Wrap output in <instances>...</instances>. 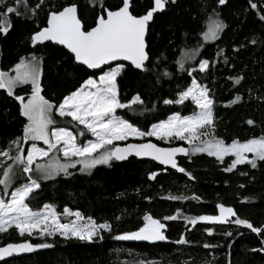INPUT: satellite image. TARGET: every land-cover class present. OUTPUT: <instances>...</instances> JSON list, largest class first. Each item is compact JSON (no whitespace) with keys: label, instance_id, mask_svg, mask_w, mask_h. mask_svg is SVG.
<instances>
[{"label":"trees","instance_id":"16d2710c","mask_svg":"<svg viewBox=\"0 0 264 264\" xmlns=\"http://www.w3.org/2000/svg\"><path fill=\"white\" fill-rule=\"evenodd\" d=\"M37 2L20 0L17 5L16 0H5V4L0 5V12H4L6 6H13L18 7L21 13L19 16L10 14L12 27L7 35L0 34V70L12 69L20 57H28L32 53L43 57L42 83L45 90L42 95L58 104L63 96L78 88L93 72L76 64L63 47L50 42L36 47L31 45V34L46 24V11L43 9L35 18H29L30 9ZM72 2L81 6L80 15L86 27L94 26V16L99 14V7L92 13L87 0H52L57 6ZM254 2L259 6L257 10L249 7L248 0H228L223 6L218 4V0H177L176 4L168 3L164 11L155 13L146 34L150 56L146 67L149 70L125 65V70L117 78L122 103L136 94L144 103L134 106L135 111L117 109L116 115L147 131L153 123L166 119L172 113L193 114L196 106L190 100L167 105L164 100L177 99V93L191 83L192 77L187 71L179 70L178 59L184 61L185 69L197 67L200 59H208L215 64L206 73L197 71L193 75L208 87L215 101V136L225 143L233 139L244 141L264 136V21L257 16V11L264 8V0ZM107 3L116 4L118 0H107ZM132 4L133 14H143L153 6L152 0H132ZM213 9L227 28L218 39L204 43L200 34L207 30L210 19L215 18ZM252 40L256 43H251ZM200 43L204 46L195 60L182 56V50L196 48ZM219 49H224L223 55H217ZM95 72L96 75L100 73ZM236 76H243L240 84L229 79ZM30 91V85L14 89L15 95H26ZM237 94L241 100L225 107ZM53 117L59 126L71 127L68 123L70 117L61 118L55 113ZM249 119L254 124L249 125ZM25 122L19 115L18 102L6 90L0 89V148L7 147L10 140L21 135ZM79 128L83 129V126ZM88 135L85 130V135L79 139L84 141ZM147 139L164 146L185 145L182 141L165 144L154 138ZM231 159V156H226L220 161L206 154L180 158L179 165L191 172L194 180L184 173L164 170L152 161L133 157L123 162L112 160L110 165H97L89 173L69 169L71 175L60 173L55 178L42 180L41 188L28 201L34 211L48 203L63 213L67 206L73 211L79 210L85 217L92 216L97 222L109 220L113 230L103 232V240L94 238L89 242L65 239L59 234L41 238L27 234L20 236L13 227L6 233H0V246L28 240L52 244L53 247L0 264H139L140 261L156 264H229V261L231 264H264V252L252 251L264 247L260 242L264 235L231 223L198 221L193 226L183 219L184 216L218 215L216 205L223 203L233 207L241 218L250 220L253 226L264 225V161L257 160L255 169L245 163L227 172L224 169L230 165ZM17 171L19 177L14 182L15 186L26 180L22 170ZM150 172L159 174L156 179H149ZM169 194L189 199H166ZM193 195L200 199H192ZM245 197L249 199L244 201ZM145 213L158 219L178 216L176 220L163 221L167 241L149 244L114 239L120 232L134 231L142 226ZM116 217L120 219L116 220ZM61 219L66 221L63 217ZM206 228L212 229V235L205 231ZM229 232L231 236L226 235ZM181 234L185 235L188 244L175 243ZM206 243L216 247L205 248Z\"/></svg>","mask_w":264,"mask_h":264},{"label":"snow or ice","instance_id":"6c2138e0","mask_svg":"<svg viewBox=\"0 0 264 264\" xmlns=\"http://www.w3.org/2000/svg\"><path fill=\"white\" fill-rule=\"evenodd\" d=\"M227 2L228 0H218L221 6L226 5ZM19 3L20 0H16V4ZM168 3L176 4L177 0H152L153 6L148 7L143 14H133L132 0H118L116 4H108L107 0H87L92 13H95L99 7V14L94 16V26L91 27H86L80 15L81 6L76 2L57 6L52 3V0H38L30 9L29 18H35L42 9L46 11V25L38 27V30L34 31L29 38L33 47L47 41L63 45L72 54L77 64L99 71L100 75L96 77V72L93 71L78 88L63 96L57 104L42 95L45 90L42 83L43 57L32 53L28 57H20L19 62L12 69L0 70V89L6 90L9 96L14 97L19 104V115L26 121L21 135L10 140L7 147L0 148V173H2L0 174V186H2L0 233H6L14 227L20 236L27 234L51 237L59 234L65 239L75 238L89 242H92L94 238L103 240L102 233L113 230V224L109 220L97 222L92 216L85 217L79 210L73 211L67 206L64 207L63 213H60L55 205L48 203L34 211L28 203L33 194L41 188L40 181L52 179L61 172L66 176L71 175L68 170L77 165H80L81 172H90L97 165H110L112 160L123 161L134 154L137 157H151L162 165H170L172 169L194 180L195 177L191 172L178 165L176 160L178 153L189 158L197 153H207L220 161H223L225 156H234L232 163L224 169L227 172L245 163L255 169L257 160L264 161V136L243 142L233 139L230 144L215 136V101L208 87L202 85L193 75L197 71L206 73L215 61L200 59L197 67L187 69L182 59L176 61L179 70L187 71L192 77L191 83L177 93V99H165L164 104H183L184 101L191 99L198 109L192 115L172 113L167 119L153 123L147 131L129 122L128 119L116 115L117 109L135 111L134 106L144 103L139 94L133 95L127 102H121L117 78L125 70V65L120 61H129L137 70H149L145 63L150 59L146 34L150 22L154 20V14L164 11ZM3 4L5 0H0V5ZM46 4L47 8H45ZM248 4L253 10L259 8L254 0H248ZM245 11L248 9L246 8ZM12 13L21 15L19 8L13 6H6L5 11L0 12V34H8L12 27L10 22ZM212 15L215 19H210L207 30L200 34L204 41L218 39L219 34L227 28V24L219 19V13L215 9ZM257 16L264 21V8L257 11ZM251 43L255 44L256 41L252 40ZM203 46V43H200L196 48L182 50V56L195 60ZM223 53L224 49H219L217 55H223ZM225 61L227 62L226 57ZM113 63L115 66H112ZM105 66L107 71L104 70ZM10 71H14L15 75H9ZM229 79L234 84H240L243 76L229 77ZM28 84L31 85L30 93L15 95L14 89ZM240 100L241 96L237 94L234 99L225 104V107ZM54 113L61 118L70 117L68 123L71 127L59 126L53 117ZM247 123L252 125L254 121L249 119ZM81 125L83 129L79 128ZM85 130L95 139L80 140L79 137L85 135ZM153 136L161 140L168 138L184 140L190 147L161 148L151 141L129 143L123 147L114 144V141H126L129 137ZM37 141L43 142L46 147L39 146ZM25 145L28 146L25 147ZM248 153L252 154L251 158L248 157ZM57 154H62L63 162ZM18 169L22 170L26 180L19 186H15L14 180L18 175ZM158 174L150 172L149 179H156ZM165 198L189 199L187 196L171 194ZM191 198L200 199L195 195ZM146 199L151 198L146 197ZM248 199L249 197H245L244 201ZM216 208L218 215L184 216L183 219L193 226L198 221L215 224L231 223L250 229L257 235H264V225L253 226L250 220L241 218L233 207L217 203ZM61 217L67 222H62ZM69 217L74 218L69 219ZM233 217L235 219H232ZM177 218V215H172L158 219L145 213L142 226L134 231L120 232L114 239L146 241L153 244L167 241L166 224L163 221ZM115 219L119 220L120 217ZM205 231L212 235L211 228H206ZM226 235L231 236L232 233L229 232ZM260 242L264 244V239ZM175 243L183 245L188 244L189 241L184 234H181ZM51 247H53L52 244H33L28 240L20 243L10 242L0 246V260ZM204 247L216 246L206 243ZM252 251L264 252V247L252 249ZM139 264H156V262L140 261ZM229 264H231L230 261Z\"/></svg>","mask_w":264,"mask_h":264},{"label":"water","instance_id":"95a60500","mask_svg":"<svg viewBox=\"0 0 264 264\" xmlns=\"http://www.w3.org/2000/svg\"><path fill=\"white\" fill-rule=\"evenodd\" d=\"M46 25V24H45ZM47 42H50V43H52V44H56V43H54V42H51V41H47ZM44 43H46V42H44ZM56 45H58V46H60V47H63L69 54H71L63 45H59V44H56ZM72 55V54H71ZM73 57V56H72ZM74 59V58H73ZM75 62V61H74ZM76 63V62H75ZM120 63H123L124 65H130V66H132L131 65V63L129 62V61H120ZM146 63V62H145ZM77 64V63H76ZM113 64H115V63H113ZM81 66H83L85 69H87L86 68V66H84V65H81ZM133 68H134V66H132ZM105 68H107L106 66L104 67V69ZM88 71H90V72H93V71H96V70H90V69H87ZM148 141H151L152 143H154V144H157L155 141H153V140H151V139H147V140H145V141H140V142H138V141H128V142H126V143H123V144H116V145H118V146H120V147H123L124 145H126V144H129V143H132V144H135V143H146V142H148ZM159 147H161V148H168V147H184V148H187V146L186 145H183V144H177V145H170V146H164V145H160V144H157ZM131 157H133V158H136V159H138V160H148V161H152V162H154V163H156V164H158L159 166H161L164 170L165 169H170V170H173V171H176L177 173H181V172H179V171H177L176 169H172L171 168V166L170 165H162V164H160L159 163V161H155V160H153V159H151V157H137V156H135L134 154H131V155H129L128 156V158L127 159H129V158H131ZM188 156H185L184 154H182V153H178L177 154V156H176V160H177V163H178V160L180 159V158H187ZM126 159V160H127ZM126 160H123V161H126ZM115 161H117V160H115ZM123 161H117V162H123ZM178 165H179V163H178ZM180 166V165H179ZM181 167V166H180ZM20 242H23V241H20ZM20 242H11V243H20ZM128 242H139V243H141V242H144V243H149V242H146V241H128ZM159 242H161V241H159ZM159 242H156V243H159ZM32 243V242H31ZM33 244H40V243H33ZM149 244H153V243H149ZM155 244V243H154ZM5 245V244H4ZM3 246V245H2ZM41 249H37L36 251H34V252H32V253H22V254H20V255H14V256H12V257H9V258H6V260H9V259H12V258H17V257H22V256H27V255H31V254H34V253H37L38 251H40ZM6 260H0V262H3V261H6Z\"/></svg>","mask_w":264,"mask_h":264},{"label":"rangeland","instance_id":"374dc122","mask_svg":"<svg viewBox=\"0 0 264 264\" xmlns=\"http://www.w3.org/2000/svg\"><path fill=\"white\" fill-rule=\"evenodd\" d=\"M213 19H215V18H213ZM208 26H209V24H208ZM202 39H203V37H202ZM203 42L204 43H206V42H211V41H204L203 40ZM112 66H115V64H113ZM105 71H107L108 69L107 68H105L104 69ZM9 75H15V72L14 71H10L9 72ZM100 75V73L98 74V75H96V77H98ZM28 85H30V84H28ZM31 86V85H30ZM188 100H190L191 101V99H188ZM192 102V101H191ZM196 106V105H195ZM196 111H198V109L196 108ZM192 115V114H191ZM167 119V118H166ZM158 123V122H157ZM82 126V125H81ZM89 133V135H88V137H87V139H85L84 141H86V140H90V139H95V137H93L92 136V134L90 133V132H88ZM147 138H154V139H157L155 136H153V137H143V138H141V137H129L126 141H114V144H123V143H126V142H128L129 140L130 141H138V142H140V141H145ZM257 138H259V137H257ZM134 139H136V140H134ZM157 140H159V141H161V142H163V143H165V144H167V143H173V142H177V141H182L186 146H187V148H189L190 147V145L187 143V141H184V140H179V139H173V138H168V139H164V140H161V139H157ZM248 140V139H247ZM244 141H246V140H244ZM241 142H243V141H241ZM39 146H42V147H45V145H43V142H41V141H37L36 142ZM231 142H229V144H230ZM198 154H206V155H208L207 153H197L196 155H198ZM57 155H59L60 156V159L62 160V158H63V156H62V154H57ZM248 155V157L249 158H251L252 157V154L251 153H248L247 154ZM229 156H231V155H229ZM214 157V156H213ZM226 157V156H225ZM224 157V158H225ZM216 158V157H215ZM231 163H232V160L233 159H235V157L234 156H231ZM217 159V158H216ZM63 162V161H62ZM230 163V164H231ZM70 169H75L76 171H78V172H80V173H89V172H81L80 171V165H77L75 168H70ZM92 170V169H91ZM62 173V172H61ZM60 174V173H59ZM57 176V175H56ZM56 176H54L53 178H55ZM18 175H17V177H16V179L14 180V182L18 179ZM17 186H19V185H17ZM7 199V198H6ZM219 214V213H218ZM74 217H69V219H73ZM64 222H67V221H64ZM38 236V235H37ZM39 238H41L40 236H38Z\"/></svg>","mask_w":264,"mask_h":264}]
</instances>
